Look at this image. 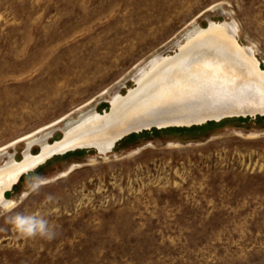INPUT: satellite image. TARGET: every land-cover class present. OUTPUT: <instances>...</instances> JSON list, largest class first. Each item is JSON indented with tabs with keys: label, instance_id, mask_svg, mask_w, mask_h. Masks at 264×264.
Returning <instances> with one entry per match:
<instances>
[{
	"label": "rangeland",
	"instance_id": "374dc122",
	"mask_svg": "<svg viewBox=\"0 0 264 264\" xmlns=\"http://www.w3.org/2000/svg\"><path fill=\"white\" fill-rule=\"evenodd\" d=\"M209 20L235 23L264 70V0H0V165L109 112L119 86L127 96L138 69ZM6 195L55 238H22L0 216V264H264V117L57 156Z\"/></svg>",
	"mask_w": 264,
	"mask_h": 264
},
{
	"label": "bare ground",
	"instance_id": "6f19581e",
	"mask_svg": "<svg viewBox=\"0 0 264 264\" xmlns=\"http://www.w3.org/2000/svg\"><path fill=\"white\" fill-rule=\"evenodd\" d=\"M197 25L170 46L175 55H158L131 76L136 86L127 96L119 86L109 112L99 114L93 107L81 113L78 120L65 123L64 137L54 144L50 134L31 141L20 161L7 153L0 165L3 202H13L6 192L21 174L29 175L54 155L87 150L107 156L123 135L152 126L160 131L191 129L210 119L264 117V70L254 48L237 41L238 26L211 20L205 29ZM36 144L41 150L33 155Z\"/></svg>",
	"mask_w": 264,
	"mask_h": 264
},
{
	"label": "clouds",
	"instance_id": "9594fccd",
	"mask_svg": "<svg viewBox=\"0 0 264 264\" xmlns=\"http://www.w3.org/2000/svg\"><path fill=\"white\" fill-rule=\"evenodd\" d=\"M43 184L42 178L35 177L31 185V190L37 192ZM51 195L45 198L46 201H52ZM14 203L9 201L3 202L0 198V216L5 217V223L9 224L12 229L22 238L34 239L42 238L52 240L55 238L54 227L49 223L47 218L40 213L24 215L22 213H12Z\"/></svg>",
	"mask_w": 264,
	"mask_h": 264
},
{
	"label": "water",
	"instance_id": "95a60500",
	"mask_svg": "<svg viewBox=\"0 0 264 264\" xmlns=\"http://www.w3.org/2000/svg\"><path fill=\"white\" fill-rule=\"evenodd\" d=\"M209 27V26H208ZM234 117H238V118H244V119H246L247 117H249V118H253V117H251L250 115H247L246 117H244V116H234ZM255 118V117H254ZM225 119H229V117L227 118V117H223V118H221V119H219V120H217V119H210V120H207V121H205V123H203L202 125H206L207 123H212V122H214V123H219V122H221V121H223V120H225ZM152 129H159V128H157V127H155V126H152V127H150L148 130H146V129H143V130H140V131H133V132H129L128 134H125V135H123L119 140H117L116 141V143L113 145V148H115V145L116 144H118L120 141H122L123 139H125L126 137H129V136H131V135H134V134H140V133H143V132H147V131H151ZM112 148V149H113ZM71 152H74V151H68V152H66L65 154H68V153H71ZM64 154V155H65ZM53 157H57L56 155H54V156H52L51 157V159L53 158ZM50 159V158H49ZM48 159V160H49ZM48 160H46L42 165H44ZM37 168H39V166H37L34 170H36ZM34 170H32V171H30V172H33ZM25 175H27V173L25 174H21L19 177H18V179H17V181L15 182V183H13L12 184V186H11V188H10V190H8L7 192H10L16 185H18V183L20 182V180L22 179V177L23 176H25ZM7 192H6V194H7Z\"/></svg>",
	"mask_w": 264,
	"mask_h": 264
},
{
	"label": "flooded vegetation",
	"instance_id": "af4514ba",
	"mask_svg": "<svg viewBox=\"0 0 264 264\" xmlns=\"http://www.w3.org/2000/svg\"><path fill=\"white\" fill-rule=\"evenodd\" d=\"M33 151V150H32Z\"/></svg>",
	"mask_w": 264,
	"mask_h": 264
},
{
	"label": "trees",
	"instance_id": "16d2710c",
	"mask_svg": "<svg viewBox=\"0 0 264 264\" xmlns=\"http://www.w3.org/2000/svg\"><path fill=\"white\" fill-rule=\"evenodd\" d=\"M8 199V198H7Z\"/></svg>",
	"mask_w": 264,
	"mask_h": 264
}]
</instances>
